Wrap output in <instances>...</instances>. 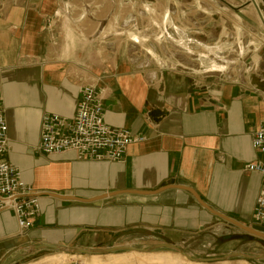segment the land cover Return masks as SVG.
I'll return each instance as SVG.
<instances>
[{
	"label": "crops",
	"instance_id": "crops-1",
	"mask_svg": "<svg viewBox=\"0 0 264 264\" xmlns=\"http://www.w3.org/2000/svg\"><path fill=\"white\" fill-rule=\"evenodd\" d=\"M222 1H216V8L225 4L246 32L240 40L253 39L258 48L238 46L242 64L234 69L227 61L226 75L202 81L183 66L181 72L135 63L126 43L113 63L107 58L110 39L148 42L131 30L117 31L137 22L133 10L163 9L162 32L171 38L168 29L176 23L171 2L0 0V99L11 144L6 159L39 193L41 206L33 228L22 236L17 235L21 230L14 212H0V264H18L50 251L24 256L29 247L41 245L138 248L139 236L155 231L197 233L211 226L217 232L221 224H212L220 220L191 194L165 190L179 182L192 187L216 212L251 226L264 190L262 176L244 171L259 158L252 136L264 121V91L249 78L264 73V0ZM197 3L194 8L202 11ZM124 9H131L130 14L124 16ZM190 39L178 32L174 40L182 54L192 57L194 51L186 48ZM147 53L157 58L149 48ZM228 55L234 56V50ZM84 85L105 92L109 126L146 138L128 148L123 163L36 152L44 114L73 118Z\"/></svg>",
	"mask_w": 264,
	"mask_h": 264
},
{
	"label": "rangeland",
	"instance_id": "rangeland-1",
	"mask_svg": "<svg viewBox=\"0 0 264 264\" xmlns=\"http://www.w3.org/2000/svg\"><path fill=\"white\" fill-rule=\"evenodd\" d=\"M145 1L171 2V16H175L176 18V23L174 25H170L168 29L171 38L174 37L175 40H178V32L181 33V37L183 38L191 35V41L189 42H192L191 46H186V48L188 51L189 49L193 50L194 55L191 57V55L187 56L182 54V50H179L177 47L179 46V43H177L174 39H171L167 35L168 33L166 34L165 32V34H163L161 23L162 12L164 11L163 9L151 8V12H149L147 8H142L140 10H133V12H135L133 16L137 18V22L133 24V27L122 26V29L117 31L122 33L131 30V32L142 36L148 42L140 45L135 42L128 41L125 36H119L110 39L111 49L109 50V53H107V58L112 63L118 57L117 52L121 44L126 43L130 46L129 57L139 65H149L150 67L153 66L156 67V70L159 68H164L174 69L181 72L183 66L186 70H193L189 72L193 75V78L197 76L198 78H201L202 81L203 78L206 81H208V79L211 81L210 78L215 79V77L226 75L228 72L227 69H230V67L227 68V61L234 64V66L232 65L233 67H231L234 69L243 63L241 57H239L241 50L238 51V46H240L242 49L243 44H251V46L258 48V42L253 39L248 41H243L242 39L240 40V38L243 37L242 33H246L243 31L242 25H239V20L236 18L235 13H233L232 10L227 9L225 4H218L219 7L216 8L217 0H198L200 4L197 3V0ZM218 1L224 3L222 0ZM196 3L197 6L200 5V7H203L202 11H200L201 9L199 10L194 8ZM130 12L131 9H124L123 15L127 16L130 14ZM182 16L184 17V20L181 19V21H179L178 17L182 18ZM201 40L203 43L202 47L195 48L196 45H200ZM189 43L186 41V45ZM148 48L154 51V53L157 55V58H154L152 55L147 53ZM217 49L220 51H217ZM230 50H234V56L229 57L228 54ZM200 52L209 56L200 57ZM218 52L223 54L218 55ZM214 64L216 66L222 67L221 70L214 71ZM201 67H203L202 70ZM196 72H200L201 74ZM219 220L220 221L217 222L215 221V224H212V227L214 225L221 224L217 232L213 231L211 226H209L206 227L203 232L197 233L182 234L155 231L154 233H149L148 235L141 234L139 236L140 245L138 248H148L156 244H168L173 246L178 245L176 247L180 248L194 259H219L234 253H242L249 256H264V240L253 236L249 237L241 230L230 226L221 219ZM85 249H88V247ZM101 249L103 250V248H93V250L96 251ZM124 253H117V255ZM152 253L176 254L177 252L171 250H158ZM54 254H56L54 251L38 253L31 258L19 262L18 264H30L38 262L44 257ZM103 259L106 258L104 257ZM71 261H76V264H84L81 258H76L75 260H66L60 264ZM242 262H247L249 264H264V261L253 262L242 259L229 260L228 264H242ZM153 263L184 264L181 259H178L175 256L164 257L162 259H158V261H154Z\"/></svg>",
	"mask_w": 264,
	"mask_h": 264
},
{
	"label": "built area",
	"instance_id": "built-area-1",
	"mask_svg": "<svg viewBox=\"0 0 264 264\" xmlns=\"http://www.w3.org/2000/svg\"><path fill=\"white\" fill-rule=\"evenodd\" d=\"M75 116L71 119L56 114H44L41 121L40 144L36 152L56 156L73 153L78 161L123 163L130 146L146 141L126 129L112 128L105 122V92L94 85H84ZM253 149L259 158L248 164L244 171L264 178V121L252 136ZM11 152L5 109L0 99V212L12 211L25 235L33 228L41 213L39 193L26 184L22 172L6 157ZM251 226L264 227V190L256 200Z\"/></svg>",
	"mask_w": 264,
	"mask_h": 264
},
{
	"label": "water",
	"instance_id": "water-1",
	"mask_svg": "<svg viewBox=\"0 0 264 264\" xmlns=\"http://www.w3.org/2000/svg\"><path fill=\"white\" fill-rule=\"evenodd\" d=\"M249 78H250V82L252 86L256 87V89L258 90L264 91V73H260V74L252 73L250 74ZM169 189H181L183 191L188 192L194 197L197 203L204 210H206L213 216L223 220L224 222L228 223L232 227L237 228L248 235L264 240V227L246 226L231 218L224 216L223 214L216 212L211 207H209L202 200L200 195L188 184L179 182L177 186L172 185V186L165 188V190H169ZM89 203H93V202H89ZM43 250H50L56 253H65L69 255H76V256H82V257L83 256H102L103 257L107 255L124 253V252L152 253L158 250H171V251L180 253L181 255H183L184 257L188 258L191 261H196V262L206 263V264L228 262L229 260H232V259H242V260H248V261H253V262L264 261V256H249V255H245L242 253L229 254L219 259H194L191 256H189L186 252L181 250L180 248L173 246V245H168V244H158L150 248H134V247H128V246H115V247L107 248L104 250H97V251L89 250V249H81V248H60V247L51 246V245H41V246L29 247L24 256L27 257L33 254L34 252L43 251Z\"/></svg>",
	"mask_w": 264,
	"mask_h": 264
},
{
	"label": "bare ground",
	"instance_id": "bare-ground-1",
	"mask_svg": "<svg viewBox=\"0 0 264 264\" xmlns=\"http://www.w3.org/2000/svg\"><path fill=\"white\" fill-rule=\"evenodd\" d=\"M214 69H219L217 66H213ZM175 256L178 259H181L184 264H206L196 261H191L188 258L184 257L180 253H138V252H127L124 254H112L107 256H76L69 255L65 253H56L55 255L46 257L41 261L33 264H47L55 263L66 259L74 260L76 258H81L84 264H150L158 259L164 257ZM106 259H103V258ZM154 264V263H153ZM158 264V263H157ZM220 264H228V262H222ZM242 264H249L247 262H242Z\"/></svg>",
	"mask_w": 264,
	"mask_h": 264
}]
</instances>
